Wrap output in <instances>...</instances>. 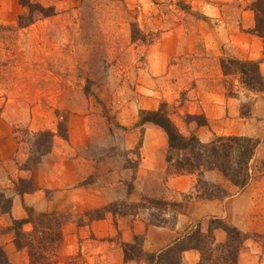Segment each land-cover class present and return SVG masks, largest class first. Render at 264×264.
Returning <instances> with one entry per match:
<instances>
[{"label": "rangeland", "instance_id": "1", "mask_svg": "<svg viewBox=\"0 0 264 264\" xmlns=\"http://www.w3.org/2000/svg\"><path fill=\"white\" fill-rule=\"evenodd\" d=\"M32 1L52 7L54 14L46 18L36 14L31 25L18 28V17L27 14V9L18 0L13 4L0 0V119H7L23 141L18 142L17 154L10 157L12 163L8 164L13 166V174L11 180H1L0 193L13 187L16 191L33 186V167L37 164L24 170L34 141L28 134L50 130L56 135L49 169L57 168L59 156H81L86 170L91 172L70 187L69 193L85 186L97 192L101 188L104 191L98 195L112 200L107 206L119 204L116 211L127 212L126 216L147 211L150 224L164 222V226H171L179 215L191 217L193 203L206 200L204 188L214 194V187H220L228 197L236 189L216 171L205 172L202 178L193 175L191 191L168 188L169 180L185 175L173 174L174 169L167 166L164 133L151 124L137 125L140 111L165 105L180 133L187 138L195 135L202 143L230 133L246 136L253 128V138H258L260 145L251 179L242 189L244 201L232 208L227 218L239 223V211L249 210L246 218L253 223L247 232L249 242L262 247L259 258L264 264V243L255 240L258 234H253L263 228L264 115L259 110L256 123L250 121L247 128L236 123L224 125L218 118L221 114L220 118L232 119L241 106L247 112L254 99L238 91L233 76L223 77L219 66L220 58L248 61L254 51V40L258 39L251 33L253 0ZM187 7L189 12L182 10ZM260 40L261 63L264 43ZM230 91L239 92V102L233 105L226 104ZM219 100L224 103L219 104ZM216 104L222 106L224 114L216 111ZM203 108L210 109L207 115L213 123L208 124ZM186 115H203L207 125L198 127ZM60 122H64L66 139L57 135ZM172 157L177 159L179 154L173 153ZM45 172L48 171H37L36 177L41 179ZM148 198L165 204L149 203ZM60 201L57 212L67 213L69 221L63 228L59 264H111L109 259L117 245L107 243L113 240L120 244L119 233L112 239L96 238L87 232V227L97 220L93 211L99 209L77 205V199L69 205ZM120 203H125L126 208ZM116 215L123 217L121 213ZM185 216L180 218L183 226L190 222ZM210 218L201 211L195 222L199 221L205 231ZM229 221L225 223L231 225ZM192 226L189 232L195 229ZM79 228L87 233L83 242L88 245H75L81 243L80 239L76 241ZM134 245L141 248V240Z\"/></svg>", "mask_w": 264, "mask_h": 264}, {"label": "trees", "instance_id": "2", "mask_svg": "<svg viewBox=\"0 0 264 264\" xmlns=\"http://www.w3.org/2000/svg\"><path fill=\"white\" fill-rule=\"evenodd\" d=\"M18 2L23 8L27 9V14L18 17V28H25L31 25L34 22L36 14L42 18L54 14L52 7H45L40 3H34L32 0H18ZM182 10H186V12L190 11L188 7ZM250 11L254 15V27L251 33L262 39L264 43V0H253L250 4ZM202 18L205 19L206 17ZM219 66L223 77H234V80L238 83V91L243 90L249 95H258L264 92V77L260 71V61L220 58ZM238 91H230L228 97H237ZM252 103L253 100L249 104L247 112H243L242 108L245 106H241V117L249 118ZM164 106L152 111L141 110L137 125L151 124L164 133L167 140L165 162L167 166L174 169L173 174H197L202 178L205 172H219L223 179L236 189L232 196L248 185L251 179L255 153L260 145L258 138L223 135L215 137L209 143L200 142L195 135L187 138L180 133L177 126L168 116ZM186 117L189 119V122H195L198 127L207 125L203 115H186ZM15 132L18 133L16 130ZM28 135L34 141L30 144L29 158L24 166V170L27 171L50 154L56 134L50 130H44L37 133L29 132ZM57 135L62 139L67 138L64 122L58 124ZM16 137L19 140L18 135ZM173 153L179 154V157L177 159L173 158ZM262 163L264 164V162ZM199 181L200 183H205L202 179H199ZM19 182H23V179H20ZM28 182L30 184V181ZM197 185L195 186V190L197 189ZM129 188L132 187L129 186ZM204 189L203 197L206 200H220L229 196L227 191L220 187H214V194L210 193L208 189ZM32 190L33 186L29 185L28 188L23 190L17 188L16 192L19 195H23ZM197 192L199 193V191ZM147 200L149 203L165 204L159 199L148 198ZM11 205V198L5 197L3 193H0V214L9 213ZM118 205L115 203L103 207V209L101 208L102 210L93 211L95 212L96 219H102L106 212H111L112 214L121 213L123 216H126L127 212L116 211ZM120 205L126 208L125 203H120ZM158 207L161 211L164 209V206ZM135 208L137 207L135 206ZM151 208L153 209V207ZM24 210L27 217L21 220H12L11 226L8 227V230L13 233L14 247L18 251H27L29 264H59L63 228L69 221L68 214L57 211L36 213L29 207H24ZM134 214L136 212L130 215ZM150 216H152L151 213ZM26 224L31 226V231L24 230V225ZM151 224L154 226L165 225L164 222H151ZM215 230L225 232L226 238L223 242L216 241L214 236ZM254 237L255 240L264 243V215L263 231ZM250 238L249 234L242 232L235 226L226 224L222 219L210 218L205 231L202 230V226L198 223L193 231L188 232L170 247L157 254H145L140 247L124 245V262L145 260L148 264H181L182 254L185 251L197 250L200 256L197 264H239V253L246 240ZM0 264H12L1 247Z\"/></svg>", "mask_w": 264, "mask_h": 264}, {"label": "crops", "instance_id": "3", "mask_svg": "<svg viewBox=\"0 0 264 264\" xmlns=\"http://www.w3.org/2000/svg\"><path fill=\"white\" fill-rule=\"evenodd\" d=\"M8 1L12 2L13 4V0ZM41 1L46 2V0ZM257 39L258 41L254 40L255 49L247 57L248 60L259 61L262 59V42L258 37ZM260 71L263 75L264 60L260 63ZM250 96L254 98V102L251 106L249 118L241 117L240 112L238 113L237 111L236 114L234 113V115H232V119L223 116L222 118H220V114L218 116V118L220 119L219 121L224 125L236 123L239 124L240 127L243 126L245 128L250 125V121H257V118H255V116H258L257 112L259 110L264 115V92L258 95L250 94ZM238 97L239 95L235 98L228 97L226 99V104L233 105L235 104L234 102H239L238 100L240 97ZM215 102H217V100ZM218 103L221 104L224 102L219 100ZM213 109L215 110V106L213 107ZM209 110L210 109L203 108V112L206 114L208 124L213 123V120L211 121L207 115L208 112H210ZM216 111H220L223 114L225 112V110L222 109V106L217 104ZM263 115H261L262 118ZM236 120L238 123L236 122ZM251 130V134H248L246 136L253 137V135H256L254 129L252 128ZM16 135H18V133L12 130V125L9 124V121L7 119H5V121H1L0 119V183L4 178H11L13 174V166L9 165L8 163H12L11 158L17 154V150L20 147V144H18V142L20 143V141L18 140ZM229 135H238V133H230ZM12 153L14 154L11 155ZM52 157L53 155L48 154L40 163H37V165L33 167V172L35 173L32 180L34 182H32L34 186L32 193H24L23 195H19L14 190V187L11 190L7 189L4 192V194H6L8 198H11L12 205L9 213L0 214V247L3 249L8 260L12 264H28L26 252L24 250H16L13 244L12 232L8 231V227H10L12 220H21L27 217L24 207L32 208L35 212H49L50 210H52V208L56 211L60 209V200H62L64 204L69 205L73 204V202L77 199V205L84 204L91 209H101L112 202L111 199H103V197L101 198L100 195H98L100 191H104L101 188H99V192H97L96 189H90L89 187L85 186L79 187L73 192L69 193L70 187L78 185L81 180L88 177V175L91 173L85 168L86 161L81 156L74 159H70L69 157L66 158L65 155L59 156L57 168H54V170L51 171L49 167L52 168V161L54 160V158ZM45 170H47L48 172H45L43 174V177L41 179H38L36 177V172H44ZM56 171L58 172L57 175L54 174L57 173ZM194 184L195 177L193 175L181 176L178 177L175 181L169 180V182H167L168 188L175 189L180 192L191 191L194 188ZM47 191H50L49 195L46 194ZM243 192L244 190L223 200L197 201L192 204L193 211L191 213V217L179 215L176 223L171 226H154L150 224L148 221V212L142 210L134 215H128L126 217L123 216L120 218L116 214L114 215L112 213H106L102 219L93 220L87 227V232L92 233L98 239H112L119 233L120 244H116V242H113V240L107 243L108 245H117L115 248V253L111 255L109 259V261L112 260L111 264H148L145 260H133L124 262L123 246H133L135 242L141 240V248L145 254H157L170 247L177 240L184 237L191 230L189 229V226L191 228V226L194 224L193 226L194 228H196L199 221L195 222V220L200 216L201 211L204 213L206 212V216H208V218H219L225 220V222L227 223V221H229L227 217L229 216V212H231L232 208L236 207L239 203H242L244 201L242 197ZM62 201H60L61 204ZM56 204H58V206H56ZM248 212V209L239 211L238 217L241 219L239 223L229 222L231 223V225L237 227L244 233L250 232L251 224L253 223H251L249 218H246V216L249 214ZM141 213H144L147 219ZM181 216H185L188 219L190 218V222L186 226L182 225V221L180 219ZM30 227L31 226L29 224H26L24 225V230L29 231ZM78 230L79 232L76 237L78 236L79 238L77 237L76 241L80 239L81 243H77L75 245H88V243L83 242L87 237V233L82 232V228H79ZM262 231L263 228L259 229L253 234L259 235L262 233ZM214 236L217 242H223L226 238L225 232L222 230H215ZM250 240L251 239L246 240L239 253V264H262V261L260 262L259 258L262 247L260 245H257V243L252 244V242H249ZM62 252L63 246L60 252L61 256ZM199 257L200 256L197 250L185 251L182 254L181 264H197L199 261Z\"/></svg>", "mask_w": 264, "mask_h": 264}]
</instances>
